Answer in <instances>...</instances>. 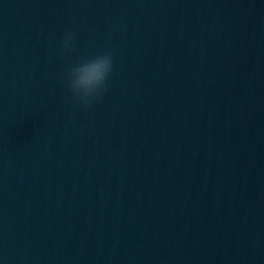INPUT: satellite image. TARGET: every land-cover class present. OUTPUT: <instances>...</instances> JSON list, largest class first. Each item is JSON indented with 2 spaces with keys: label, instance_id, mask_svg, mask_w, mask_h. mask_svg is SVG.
<instances>
[{
  "label": "water",
  "instance_id": "95a60500",
  "mask_svg": "<svg viewBox=\"0 0 264 264\" xmlns=\"http://www.w3.org/2000/svg\"><path fill=\"white\" fill-rule=\"evenodd\" d=\"M0 264H264V0H0Z\"/></svg>",
  "mask_w": 264,
  "mask_h": 264
},
{
  "label": "clouds",
  "instance_id": "9594fccd",
  "mask_svg": "<svg viewBox=\"0 0 264 264\" xmlns=\"http://www.w3.org/2000/svg\"><path fill=\"white\" fill-rule=\"evenodd\" d=\"M72 35L68 34L64 41V49L69 47ZM112 72V56L104 53L91 59H85L69 69L66 74V88L74 100L89 107L92 99L106 87Z\"/></svg>",
  "mask_w": 264,
  "mask_h": 264
}]
</instances>
